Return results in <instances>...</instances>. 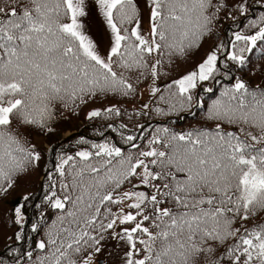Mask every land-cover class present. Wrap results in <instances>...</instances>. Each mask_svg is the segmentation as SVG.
<instances>
[{
  "label": "snow or ice",
  "instance_id": "6c2138e0",
  "mask_svg": "<svg viewBox=\"0 0 264 264\" xmlns=\"http://www.w3.org/2000/svg\"><path fill=\"white\" fill-rule=\"evenodd\" d=\"M259 61L264 0H3L0 264H264Z\"/></svg>",
  "mask_w": 264,
  "mask_h": 264
},
{
  "label": "trees",
  "instance_id": "16d2710c",
  "mask_svg": "<svg viewBox=\"0 0 264 264\" xmlns=\"http://www.w3.org/2000/svg\"><path fill=\"white\" fill-rule=\"evenodd\" d=\"M226 26L227 25H225V27ZM211 44H212V41H206L205 42L206 49H208L211 46ZM105 102L108 103V101H105ZM86 111H87V109L82 110L78 117L72 116L70 113H65L67 119H62L57 124L58 131L56 132V134L54 136H52L50 138L44 137L45 142L48 144L56 143L57 141H63L65 143H67L70 138L75 139V138H78L79 135H84L89 139H95V140L102 139L101 137H99L96 134V129L93 127L92 123L85 120ZM157 120L164 121V120H166V118H157ZM68 130L76 131V133L72 134L69 137L63 136L64 133ZM101 130H103V129H101ZM107 135L111 136L114 140L118 139L116 134H114L110 131L107 132ZM44 143L41 145H44ZM31 190H35V187L29 189V191H31ZM13 194H12V196L9 197L8 201H5L3 203V206H0V219H2L5 210L7 208L11 207V204L14 202L15 198L18 196L16 194H14V195ZM261 216L264 217V214H261ZM10 232H11V229L4 227L3 223L0 222V251H2L3 247H4L5 234H10Z\"/></svg>",
  "mask_w": 264,
  "mask_h": 264
},
{
  "label": "rangeland",
  "instance_id": "374dc122",
  "mask_svg": "<svg viewBox=\"0 0 264 264\" xmlns=\"http://www.w3.org/2000/svg\"><path fill=\"white\" fill-rule=\"evenodd\" d=\"M97 15H98V9H97ZM99 19L102 20V17L99 18ZM92 23L94 24L95 28L98 27L99 29H101V30L103 31L102 27H101L99 24H97L95 21H91V22H90V25H91ZM89 27H90V26H89ZM90 34H91V33H90ZM93 34H94V35H92L93 38L99 40V37H100V33H99V31H98V30H95V31H93ZM200 57H201V56L199 55L197 59H200ZM186 65H187V64H182V68H184ZM174 74H175V73H174V70H173V75H174ZM69 134H70V132L67 131L66 133H64L63 136H67V135H69ZM44 142H45V138H42V137H37V138H36V143H41V144H43ZM32 179H34V178H32ZM21 191H29V189H18L17 192H15L14 194L18 195ZM14 194H13V195H14ZM116 247H117V242H116V241H109L108 244H107V248H108L109 250H112V251H113V256H112V257H109V256L107 255V253L105 252V253H102L101 255L97 256V257H96V260H97L98 262L101 261V260H103V261L106 262V264H114V260H115V249H116Z\"/></svg>",
  "mask_w": 264,
  "mask_h": 264
}]
</instances>
